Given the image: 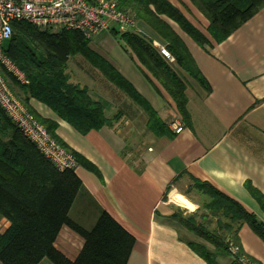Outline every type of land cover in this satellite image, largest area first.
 I'll return each instance as SVG.
<instances>
[{
    "label": "crops",
    "instance_id": "1",
    "mask_svg": "<svg viewBox=\"0 0 264 264\" xmlns=\"http://www.w3.org/2000/svg\"><path fill=\"white\" fill-rule=\"evenodd\" d=\"M167 1L208 42L198 45L172 18L161 16L210 86L206 91L198 83L195 89L173 56H162L186 84L187 119L113 31L90 40L89 57L77 54L67 62L70 81L103 106L108 124L82 134L42 102L31 98L28 106L40 118L56 122L58 138L94 166L78 164L75 169L81 185L69 209L71 220L91 230L103 212L110 214L135 237L127 264H208L181 239L195 237L179 218L204 212L210 201L194 187L196 181L234 199L264 223L259 201L264 199V8L217 43L207 30L209 21L190 0ZM135 25L132 32L166 47L149 26L136 20ZM111 35L122 41L125 52H104ZM104 62L132 85L145 105L107 78ZM146 106L164 128H150ZM175 122L183 126L180 133L174 132ZM0 223L3 229L10 226L5 217ZM239 240L247 255L264 264V242L247 224L240 226ZM83 245L84 238L67 225L54 242L71 261ZM229 262L228 257L220 260ZM39 264L54 263L44 258Z\"/></svg>",
    "mask_w": 264,
    "mask_h": 264
},
{
    "label": "trees",
    "instance_id": "2",
    "mask_svg": "<svg viewBox=\"0 0 264 264\" xmlns=\"http://www.w3.org/2000/svg\"><path fill=\"white\" fill-rule=\"evenodd\" d=\"M120 10L130 14L155 31L165 42L174 58V65L183 69L206 91L207 80L199 71L188 48L162 18H172L198 45L207 42L205 35L192 26L167 0H115ZM209 21L208 32L220 43L264 8V0H190ZM14 33L5 43V54L24 73L28 83L22 84L3 72L10 88L48 133L76 159L77 164L94 166L71 150L55 133L56 122L40 118L28 106L34 98L48 106L61 119L82 134L98 130L109 123L103 106L93 100L86 88L72 83L67 72L71 56L91 55L90 40L79 31H51L26 22H14ZM115 35L149 69L167 93L178 111L187 119L186 84L153 45V41L137 32ZM104 73L113 83L140 101L132 85L104 62ZM148 125L153 130L164 128L150 107ZM81 181L73 169L58 170L36 146L26 139L0 107V220L5 217L10 226L0 227V264H39L44 258L54 264H127L135 237L110 214L103 212L94 227L86 230L69 217V209L78 193ZM194 187L210 197L202 213L179 218L194 235L185 240L208 264H241L245 256L250 263L261 264L247 255L240 245L239 229L247 224L264 242V223L234 199L208 183L196 181ZM264 207V199L259 198ZM67 225L84 238V245L75 261L58 251L54 242L62 226ZM238 245L233 254L230 245Z\"/></svg>",
    "mask_w": 264,
    "mask_h": 264
},
{
    "label": "built area",
    "instance_id": "3",
    "mask_svg": "<svg viewBox=\"0 0 264 264\" xmlns=\"http://www.w3.org/2000/svg\"><path fill=\"white\" fill-rule=\"evenodd\" d=\"M26 22L51 31H79L86 38L117 30L119 33L136 29L134 18L120 10L115 0H0V107L18 127L23 136L33 143L58 170H75V157L58 143L37 120L36 116L21 102L10 88L3 72L22 84L28 83L24 73L5 54L4 45L12 37L13 23ZM153 45L160 54L172 60L168 49L157 42ZM174 132L180 133L183 126L174 123ZM3 229L2 223H0ZM236 254L238 245L231 244ZM241 264L250 263L245 256Z\"/></svg>",
    "mask_w": 264,
    "mask_h": 264
},
{
    "label": "rangeland",
    "instance_id": "4",
    "mask_svg": "<svg viewBox=\"0 0 264 264\" xmlns=\"http://www.w3.org/2000/svg\"><path fill=\"white\" fill-rule=\"evenodd\" d=\"M111 38H112V44H113V48H111V45H104L103 46V49H104V52H125L122 48H123V43L122 41L117 38V37H114L111 35ZM105 47V48H104ZM95 52H99L100 50L98 49H95L94 50ZM186 76H187V79L189 80V82L194 86V88H198V82L192 78L190 75H188L186 72H185ZM187 81V80H186ZM194 90V89H193ZM197 208V207H196Z\"/></svg>",
    "mask_w": 264,
    "mask_h": 264
}]
</instances>
